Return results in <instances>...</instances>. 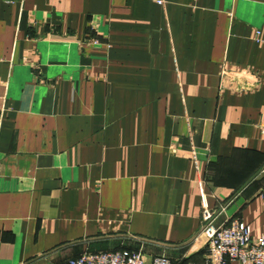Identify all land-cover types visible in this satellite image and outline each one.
<instances>
[{"label":"crops","instance_id":"0c3cea01","mask_svg":"<svg viewBox=\"0 0 264 264\" xmlns=\"http://www.w3.org/2000/svg\"><path fill=\"white\" fill-rule=\"evenodd\" d=\"M156 1L0 0V264L264 234V0Z\"/></svg>","mask_w":264,"mask_h":264},{"label":"built area","instance_id":"2783aa9c","mask_svg":"<svg viewBox=\"0 0 264 264\" xmlns=\"http://www.w3.org/2000/svg\"><path fill=\"white\" fill-rule=\"evenodd\" d=\"M161 5L162 2L157 0ZM94 24L89 25L90 43L95 44ZM204 197H200V232L205 239L202 251V264H264V234L251 239L247 226L238 220H231L223 227H214L211 224V213L204 204ZM65 264H171L163 257H153L145 262L139 252L120 250L116 252L84 254L69 259Z\"/></svg>","mask_w":264,"mask_h":264}]
</instances>
